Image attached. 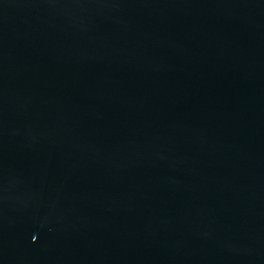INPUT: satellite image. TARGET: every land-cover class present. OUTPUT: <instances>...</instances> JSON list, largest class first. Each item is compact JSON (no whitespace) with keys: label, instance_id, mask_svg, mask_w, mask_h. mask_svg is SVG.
Here are the masks:
<instances>
[{"label":"water","instance_id":"obj_1","mask_svg":"<svg viewBox=\"0 0 264 264\" xmlns=\"http://www.w3.org/2000/svg\"><path fill=\"white\" fill-rule=\"evenodd\" d=\"M0 264H264V0H0Z\"/></svg>","mask_w":264,"mask_h":264}]
</instances>
